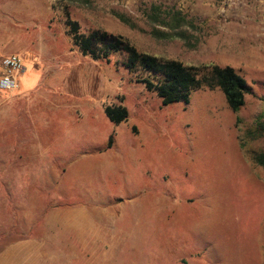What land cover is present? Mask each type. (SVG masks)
I'll return each mask as SVG.
<instances>
[{
	"label": "rangeland",
	"instance_id": "rangeland-1",
	"mask_svg": "<svg viewBox=\"0 0 264 264\" xmlns=\"http://www.w3.org/2000/svg\"><path fill=\"white\" fill-rule=\"evenodd\" d=\"M154 6L161 17L176 11L184 15L193 24L189 34L195 46L153 37L146 14ZM68 19L77 21L83 33L123 36L140 52L187 66H231L247 81L245 106L234 113L219 88L194 92L188 104L163 106L139 82L143 74L127 65L124 52L109 60L83 55L68 35ZM0 46L23 59L19 86H38L32 108L40 120H55L64 134L61 144L70 140L68 154L123 156L116 168L103 165L93 173L96 188L142 191L141 215L126 207L115 222L114 243L107 237L111 228L104 227L100 232L106 236L100 235L98 243L77 244L84 258L97 255L99 264L264 261V168L251 158L264 149V138L246 137L264 113V0H0ZM78 76L76 92L84 94L79 112L50 109L45 96L68 91ZM114 106L127 108L126 122H110L105 110ZM40 123V132L54 131L52 124L45 129ZM44 149L51 162L33 157V179L0 181L1 249L14 242L25 248L29 236L41 234L47 207L56 205L50 194L68 164L53 163L56 149ZM58 235L47 227L45 236Z\"/></svg>",
	"mask_w": 264,
	"mask_h": 264
},
{
	"label": "crops",
	"instance_id": "crops-1",
	"mask_svg": "<svg viewBox=\"0 0 264 264\" xmlns=\"http://www.w3.org/2000/svg\"><path fill=\"white\" fill-rule=\"evenodd\" d=\"M1 49L6 52L0 56V78L3 72L2 59L14 54H9L7 49L0 46ZM76 78L72 84L68 83L67 77L65 78L70 86L69 89L67 85L68 91L65 87L58 94L50 92L48 96H45L52 103L50 109L68 110L70 114L79 112L80 99L84 94L76 92L82 77ZM37 87L23 90V86L20 85L16 91L5 92L4 96L0 95V181L33 179L34 169L29 167L32 165L33 157L39 156L43 163L51 162L45 159L48 157L46 152L41 151L44 148L46 150V147L56 149L53 156L59 160L53 163L68 164V167L57 177L59 179L57 190L51 191L56 199V205L53 208L49 206L45 210L42 216L41 234L29 236L25 248L19 247L18 242L6 248H0V264H99L97 255L93 257L90 253L84 258L82 249L78 251L77 244L98 243L100 235L104 238L106 236L100 232V228L104 227L111 228V231L108 230V241L115 240L114 225L121 213L127 210L126 207L141 215L142 191L140 188H130L128 191H102L96 188V176L93 173L103 165L112 169L116 168L118 162L119 164L123 162V156L118 152L107 155L105 151L93 153V155L77 153L75 157L71 153L68 154L65 149L70 144V140L67 145L61 144L64 134L59 126L53 125L56 123L55 120L44 118L40 120L37 111L32 108ZM40 122L45 129L52 128L50 126L52 124L54 131L40 132ZM43 137L46 138L47 144H44ZM24 174L25 176H22ZM1 185L0 191L3 187ZM8 186H10L9 189H13L12 183H8ZM100 205L104 206L100 207ZM47 227H54L60 237L45 236ZM59 228L62 230L60 233ZM85 231L88 235L83 234ZM63 233L69 234L65 237L66 239L60 235ZM42 242L49 246L39 247L38 245ZM50 243L54 245L58 243L60 247L58 245L53 247ZM63 244L68 246L65 247ZM59 248H63L64 253L53 254L52 251ZM21 250L26 252L23 254ZM88 260L90 263L87 262ZM261 264H264V261Z\"/></svg>",
	"mask_w": 264,
	"mask_h": 264
},
{
	"label": "trees",
	"instance_id": "trees-1",
	"mask_svg": "<svg viewBox=\"0 0 264 264\" xmlns=\"http://www.w3.org/2000/svg\"><path fill=\"white\" fill-rule=\"evenodd\" d=\"M167 15L161 17L160 8L157 6L146 14L148 22L152 25V36L159 40L181 39L188 47L195 46L191 43L189 34V27H193V24L179 11L169 12ZM66 26L68 35L85 56L109 60L111 55L124 52L127 56V65L142 72L143 76L139 82L154 92L163 106L178 102L188 104L192 94L204 88H219L234 113H239L245 106L249 88L247 81L231 66L216 64L187 66L178 60L140 52L123 36L111 35L100 30L83 33L79 23L71 19L67 20ZM105 113L115 125L126 122L129 118V112L124 106L107 107ZM246 137L253 141L264 138V113L247 129ZM113 141V137H110V146ZM251 158L254 164L264 168V149L253 151ZM50 202H56L52 193Z\"/></svg>",
	"mask_w": 264,
	"mask_h": 264
},
{
	"label": "built area",
	"instance_id": "built-area-1",
	"mask_svg": "<svg viewBox=\"0 0 264 264\" xmlns=\"http://www.w3.org/2000/svg\"><path fill=\"white\" fill-rule=\"evenodd\" d=\"M2 75L0 78V90L12 93L19 87V76L25 71L24 61L20 55L11 54L2 59Z\"/></svg>",
	"mask_w": 264,
	"mask_h": 264
},
{
	"label": "bare ground",
	"instance_id": "bare-ground-1",
	"mask_svg": "<svg viewBox=\"0 0 264 264\" xmlns=\"http://www.w3.org/2000/svg\"><path fill=\"white\" fill-rule=\"evenodd\" d=\"M211 219V218H210Z\"/></svg>",
	"mask_w": 264,
	"mask_h": 264
}]
</instances>
